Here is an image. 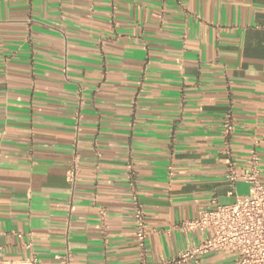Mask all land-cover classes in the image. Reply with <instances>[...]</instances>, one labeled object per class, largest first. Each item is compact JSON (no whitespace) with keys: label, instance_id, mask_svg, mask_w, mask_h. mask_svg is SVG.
<instances>
[{"label":"crops","instance_id":"crops-1","mask_svg":"<svg viewBox=\"0 0 264 264\" xmlns=\"http://www.w3.org/2000/svg\"><path fill=\"white\" fill-rule=\"evenodd\" d=\"M227 112L264 185V0H0V264L178 259L201 238L179 223L248 192Z\"/></svg>","mask_w":264,"mask_h":264},{"label":"built area","instance_id":"built-area-1","mask_svg":"<svg viewBox=\"0 0 264 264\" xmlns=\"http://www.w3.org/2000/svg\"><path fill=\"white\" fill-rule=\"evenodd\" d=\"M232 131L233 118L231 113L227 112L222 119L220 130L225 143L223 153L227 156L225 176L232 188L236 181H245L248 184L247 194L236 196L230 204H219L212 200L195 218L179 223L176 228L180 232H196L201 236L200 240L191 244L178 259L157 264H173L185 259H192L199 264L202 255L216 250L233 253L237 264H264V185L259 179L258 159L253 157L251 167L239 173L230 158L228 148ZM78 164V157L74 155L65 171V178L72 187L78 179ZM228 194H233V190H229ZM132 203V234L141 255H145L146 238L151 229L145 219L141 201L133 196ZM31 264L38 263L33 259ZM67 264H70L69 261Z\"/></svg>","mask_w":264,"mask_h":264}]
</instances>
